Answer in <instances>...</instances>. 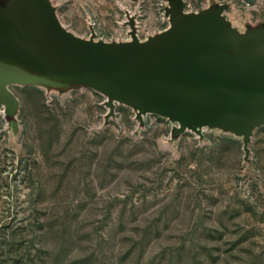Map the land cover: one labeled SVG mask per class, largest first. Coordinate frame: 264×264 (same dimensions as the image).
<instances>
[{"label":"rangeland","instance_id":"rangeland-1","mask_svg":"<svg viewBox=\"0 0 264 264\" xmlns=\"http://www.w3.org/2000/svg\"><path fill=\"white\" fill-rule=\"evenodd\" d=\"M48 1L83 41L143 43L177 10L221 16L239 38L264 33V0ZM14 9L0 0V13ZM0 68L70 72L2 50ZM96 68L107 66L84 70ZM9 89L18 105L0 103V264H264V125L244 141L110 109L86 86Z\"/></svg>","mask_w":264,"mask_h":264},{"label":"water","instance_id":"water-1","mask_svg":"<svg viewBox=\"0 0 264 264\" xmlns=\"http://www.w3.org/2000/svg\"><path fill=\"white\" fill-rule=\"evenodd\" d=\"M10 15L0 13V50L66 73L26 75L0 68V103L17 99L15 86H86L106 105L125 104L162 114L181 128L226 127L244 141L264 125V33L239 38L221 16H170L168 30L143 43L83 41L66 33L48 0H14ZM234 41L233 53L226 51ZM107 66L86 71V66ZM79 70V71H75Z\"/></svg>","mask_w":264,"mask_h":264},{"label":"crops","instance_id":"crops-1","mask_svg":"<svg viewBox=\"0 0 264 264\" xmlns=\"http://www.w3.org/2000/svg\"><path fill=\"white\" fill-rule=\"evenodd\" d=\"M12 1H14V0H12ZM169 28V27H168ZM168 28L166 29V30H168ZM233 29V28H232ZM237 33V32H236ZM238 36V35H237ZM233 43H234V41H232V40H229L228 41V48H226V51H228V52H230V53H233L234 52V50L232 49V45H233ZM123 105H125V104H123ZM127 106V105H126ZM129 107V106H128ZM131 108V107H130ZM132 109V108H131ZM133 110H135L136 112H138V110H136V109H133ZM145 113H150V112H145ZM151 114H156V113H151ZM157 115H160V116H162V117H165V118H167V119H170L169 117H166V116H164V115H162V114H157ZM171 120V119H170ZM173 121V120H172ZM176 122V121H175ZM178 123V122H177Z\"/></svg>","mask_w":264,"mask_h":264}]
</instances>
